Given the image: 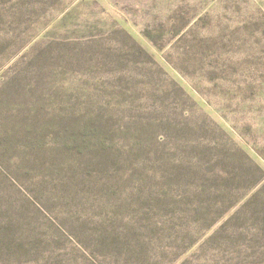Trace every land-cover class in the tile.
Masks as SVG:
<instances>
[{
  "label": "rangeland",
  "instance_id": "1",
  "mask_svg": "<svg viewBox=\"0 0 264 264\" xmlns=\"http://www.w3.org/2000/svg\"><path fill=\"white\" fill-rule=\"evenodd\" d=\"M0 264H264V0H0Z\"/></svg>",
  "mask_w": 264,
  "mask_h": 264
}]
</instances>
